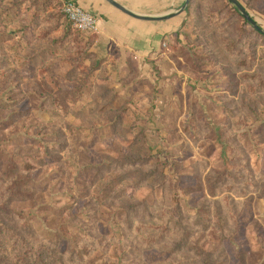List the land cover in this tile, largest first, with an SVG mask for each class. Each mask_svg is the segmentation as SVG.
I'll return each mask as SVG.
<instances>
[{
  "label": "rangeland",
  "instance_id": "obj_1",
  "mask_svg": "<svg viewBox=\"0 0 264 264\" xmlns=\"http://www.w3.org/2000/svg\"><path fill=\"white\" fill-rule=\"evenodd\" d=\"M62 3L0 0V264H264V36L189 0L164 76Z\"/></svg>",
  "mask_w": 264,
  "mask_h": 264
},
{
  "label": "crops",
  "instance_id": "obj_2",
  "mask_svg": "<svg viewBox=\"0 0 264 264\" xmlns=\"http://www.w3.org/2000/svg\"><path fill=\"white\" fill-rule=\"evenodd\" d=\"M96 15L97 29L91 49L109 54L116 61L136 64L153 61L160 75L170 76L177 70L174 58L165 49L166 41L179 27L175 16L160 21L139 20L126 15L104 0H74ZM129 10L143 15H163L178 8L183 0H116ZM11 36L13 33L10 31ZM19 37V36H18ZM29 39L26 40L28 44ZM30 42V41H29ZM147 66V64H145Z\"/></svg>",
  "mask_w": 264,
  "mask_h": 264
},
{
  "label": "water",
  "instance_id": "obj_3",
  "mask_svg": "<svg viewBox=\"0 0 264 264\" xmlns=\"http://www.w3.org/2000/svg\"><path fill=\"white\" fill-rule=\"evenodd\" d=\"M104 1H106L107 3H109L110 5H112L113 7H115L116 9L120 10L121 12L125 13L130 17L145 21H160V20L170 19L182 13L187 8L189 0H184L183 3L176 10L158 16L135 13L129 10L128 8H126L125 6H123L122 4H120L119 2H117L116 0H104ZM227 1L234 6V8L244 18V20H246L255 30L264 34V30L258 26L256 21L250 16V14L247 12L245 7L242 5V3L239 0H227Z\"/></svg>",
  "mask_w": 264,
  "mask_h": 264
},
{
  "label": "built area",
  "instance_id": "obj_4",
  "mask_svg": "<svg viewBox=\"0 0 264 264\" xmlns=\"http://www.w3.org/2000/svg\"><path fill=\"white\" fill-rule=\"evenodd\" d=\"M61 10L73 27L83 32L96 31V15L82 8L74 0H63Z\"/></svg>",
  "mask_w": 264,
  "mask_h": 264
},
{
  "label": "trees",
  "instance_id": "obj_5",
  "mask_svg": "<svg viewBox=\"0 0 264 264\" xmlns=\"http://www.w3.org/2000/svg\"><path fill=\"white\" fill-rule=\"evenodd\" d=\"M64 15V14H63ZM66 18V17H65ZM246 21V20H245ZM69 22V21H68ZM70 23V22H69ZM71 24V23H70ZM256 32H258L257 30H255ZM260 35L262 34V33H260V32H258ZM263 36H264V34H262Z\"/></svg>",
  "mask_w": 264,
  "mask_h": 264
}]
</instances>
